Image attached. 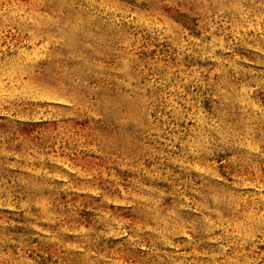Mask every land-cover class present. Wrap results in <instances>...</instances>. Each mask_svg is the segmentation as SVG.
Wrapping results in <instances>:
<instances>
[{
  "label": "rangeland",
  "instance_id": "obj_1",
  "mask_svg": "<svg viewBox=\"0 0 264 264\" xmlns=\"http://www.w3.org/2000/svg\"><path fill=\"white\" fill-rule=\"evenodd\" d=\"M0 264H264V0H0Z\"/></svg>",
  "mask_w": 264,
  "mask_h": 264
}]
</instances>
